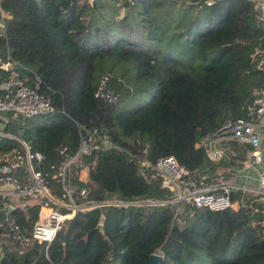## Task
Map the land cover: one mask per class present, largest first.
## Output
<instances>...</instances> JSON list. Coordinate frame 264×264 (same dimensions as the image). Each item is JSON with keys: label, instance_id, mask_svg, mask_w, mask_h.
Here are the masks:
<instances>
[{"label": "trees", "instance_id": "obj_1", "mask_svg": "<svg viewBox=\"0 0 264 264\" xmlns=\"http://www.w3.org/2000/svg\"><path fill=\"white\" fill-rule=\"evenodd\" d=\"M0 10L9 17L0 48L17 64L11 69L53 109L5 124L2 133L22 131L29 156L42 157L30 163L47 195L78 207L49 244L35 245L43 199L20 196L15 204L0 194V264H145L155 253L158 264H264L261 194L235 190L237 209L196 210L183 225L173 222L171 205L98 207L106 196L162 202L168 191L140 171L148 175L171 157L200 172L202 138L250 118L247 107L264 92V23L254 1L0 0ZM10 71L0 69V83ZM81 131L105 134L113 148L79 153ZM229 146L241 158L252 151ZM16 153L21 163L10 175L29 188L24 148L0 137V155ZM71 158L61 179L58 169ZM219 168L210 164L205 173L214 179Z\"/></svg>", "mask_w": 264, "mask_h": 264}, {"label": "built area", "instance_id": "obj_2", "mask_svg": "<svg viewBox=\"0 0 264 264\" xmlns=\"http://www.w3.org/2000/svg\"><path fill=\"white\" fill-rule=\"evenodd\" d=\"M90 4L91 0H87ZM255 2V7L260 13L264 8V0H252ZM9 18L7 14L0 10V30L3 34L4 20ZM6 55V54H5ZM10 65L7 63L3 69ZM13 67L17 64L13 63ZM11 70L6 80L0 83V112L10 114L13 117L21 119H30L37 116L50 114L53 109L49 98L39 94L34 87L26 84L24 79ZM102 92V88L100 89ZM96 96L102 97L104 100L114 101L112 94L98 93ZM249 119H238L228 121L215 133H208L202 138V147L205 155V164L207 167L200 172H188L183 167L178 165L171 157L161 158L157 160L151 167V172L146 175L140 171L144 179L156 180L159 179L160 187L168 191V196L162 202L150 201L144 202L134 200L132 202L117 201L109 196L105 197L104 201L98 204V207L115 206L126 207L133 206L136 208H156L161 205H171L173 222L183 225L184 218L191 217L194 211L209 209L211 211H224L228 208L237 209L238 203L231 201L232 190H241L244 193H258L264 199V171L260 173L259 180L255 183L254 179L248 184L236 185L230 181L210 179V176L205 173L210 164H219L223 160L230 162V167L242 169L243 172L251 168L255 164H260V150L262 140L264 139V95L263 93L256 98L251 105L247 107ZM95 131L89 137L86 134V141L81 142L79 153H87L92 150H108L112 149L108 137L105 134L95 137ZM0 137L7 139H15L24 148V157L27 165L28 181L31 183L29 188H21L17 180L10 174L21 163V157L18 153L13 155L12 160H0V189L8 187L12 196H29L34 199L37 196L43 199L40 204L37 219L32 227L31 238L34 244H49L55 234L60 230L62 223L65 220L71 219L78 207L71 201L65 205L62 201L53 200L47 195L43 177L37 171H34L31 166V159L34 158L37 162L42 160L38 154L29 156L28 151L20 140L15 136H7L0 134ZM238 144L239 146L248 145L252 148L251 152H247L244 158L239 157L230 149V144ZM63 150L60 152L62 153ZM74 158L68 160L63 166L58 169V175L61 179L64 177L65 170ZM82 180V178H81ZM83 181V180H82ZM87 194L86 190H81L79 195L81 198ZM65 197H68V192H65ZM56 204L59 208L66 209L62 213L57 208H53L49 203ZM14 230V228H13ZM9 234L1 235L3 240L8 238ZM159 255V254H158Z\"/></svg>", "mask_w": 264, "mask_h": 264}, {"label": "crops", "instance_id": "obj_3", "mask_svg": "<svg viewBox=\"0 0 264 264\" xmlns=\"http://www.w3.org/2000/svg\"><path fill=\"white\" fill-rule=\"evenodd\" d=\"M259 14H260V19L264 23V8L260 10ZM2 51H3L4 55H1V53H0V69H2L7 63H9L7 58H6V55H5L6 53H5L3 48H2ZM263 95H264V92H263ZM263 120H264V117H263ZM2 128H4V125L2 126ZM1 133H2V131H1ZM2 134L10 136V134H8V133L7 134L2 133ZM261 149H263L262 144H261ZM0 158H2V155H0ZM229 164H230V162H228L227 160H223L218 164V165H220V169H222V172L225 173L224 174L225 176H223V178H222L224 181H230V182H233V184L241 185V184H248L249 181L253 180V178L251 177L250 174L244 173L242 169L239 170L237 168H232V166L230 167ZM262 169H264V166ZM0 194H3L4 196H6L10 200V202H12V203H15V204L19 203V201L17 200V197L12 196V194L10 193V189L8 187H2L0 189ZM33 203H34V201L28 200L25 203L20 204V205H22V206L23 205H31ZM4 244L6 246H9L8 243H4ZM11 248H12V250L18 249L19 252H24L26 250L25 245H19V247H17V245H12Z\"/></svg>", "mask_w": 264, "mask_h": 264}, {"label": "rangeland", "instance_id": "obj_4", "mask_svg": "<svg viewBox=\"0 0 264 264\" xmlns=\"http://www.w3.org/2000/svg\"><path fill=\"white\" fill-rule=\"evenodd\" d=\"M0 53H1V55H4L2 48H0ZM18 118L13 117L10 114L0 112V134H1V131L3 129L2 126L5 124H8V125L14 124L13 127L17 124L19 125L21 123V120L18 121ZM199 145L200 146L203 145L202 141L199 142ZM262 148L264 149V139L262 140ZM12 158H13V154H2V158H0V159L1 160L6 159V160L10 161V160H12ZM263 166L264 165H262V164H255L251 168H249L248 170L244 171V173L250 174L251 177L254 179V182L256 183L260 178V173H262V171H264V169H262ZM139 169L141 170V167H139ZM224 174L225 173L222 172V169L219 168V169H217V172L215 174L216 176L214 179L221 180L223 178V176H225ZM81 178L83 181L85 180V174L84 173H81ZM155 254L158 255V253H155Z\"/></svg>", "mask_w": 264, "mask_h": 264}, {"label": "water", "instance_id": "obj_5", "mask_svg": "<svg viewBox=\"0 0 264 264\" xmlns=\"http://www.w3.org/2000/svg\"><path fill=\"white\" fill-rule=\"evenodd\" d=\"M3 34L0 30V37L3 38ZM10 69V65H8L6 67V70L8 71ZM39 80H41V77L39 78ZM80 135L81 137L83 138L84 141H86V135L84 134V132H80ZM21 136H22V131H20L18 134H17V139L20 140L21 139ZM260 164L264 165V149H261L260 150ZM235 190H232V192H234ZM12 211V208L11 207H8L7 208V214L10 213ZM98 229H100V226H98ZM36 245V244H35ZM160 262V256L157 255V254H151L146 263L145 264H158Z\"/></svg>", "mask_w": 264, "mask_h": 264}]
</instances>
